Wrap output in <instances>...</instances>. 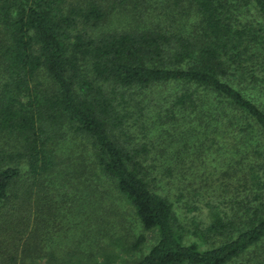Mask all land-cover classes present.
Returning a JSON list of instances; mask_svg holds the SVG:
<instances>
[{
    "label": "trees",
    "instance_id": "16d2710c",
    "mask_svg": "<svg viewBox=\"0 0 264 264\" xmlns=\"http://www.w3.org/2000/svg\"><path fill=\"white\" fill-rule=\"evenodd\" d=\"M0 264H264V0H0Z\"/></svg>",
    "mask_w": 264,
    "mask_h": 264
},
{
    "label": "rangeland",
    "instance_id": "374dc122",
    "mask_svg": "<svg viewBox=\"0 0 264 264\" xmlns=\"http://www.w3.org/2000/svg\"><path fill=\"white\" fill-rule=\"evenodd\" d=\"M161 8L162 7L159 4H155L153 2H148V7L146 8L145 11H147V14L151 17V20L156 21L157 19H160V18L165 16L164 13H166V12H164V10ZM119 17H122V16H119ZM116 19H118V17ZM114 25H115V23H114ZM253 89L254 90L246 87V92L249 94V96H251L253 98H258V95L256 93L257 92L256 88H253ZM84 198H85L84 196L80 197L79 199H81V200L76 201L75 204L73 205L74 209L71 212V213H73V215L68 216L71 218L72 223L75 222V219L77 220L78 218H80V221H82V218H81L82 215L87 216L88 214L90 215V213H91V209L93 208V206H92L93 202L84 203ZM103 206H104V203L103 204L101 203L96 209H99V211H102ZM174 208L178 212V215L180 217V221H182V224H185L186 226L190 227L193 224H199L200 227H203L209 221L210 215H209L207 209L202 207V205H200L199 211H196L193 213H186L184 211V209L181 208L180 205H178V204H175ZM120 211H122V208L120 209ZM134 233L138 234L139 233L138 229H136L134 231ZM71 234L72 235H70V239H71L70 243H67L69 250L72 249L73 247H75L73 249V251L80 250L82 252V254H84L87 257L97 254V256H98L97 259L103 260V251L100 250V248H98L97 243H94V241H95L94 239H92V238L91 239L90 238L85 239L81 230L80 231H78V230L74 231ZM75 239H77V244L75 243L76 242ZM145 239H146V242H145V245L143 248L144 249L143 252H146L148 250V248H150V246L153 245V243L155 242L154 241L155 236L153 234L145 233ZM109 243H110L109 240L105 239L99 244V246L101 248H104V250H105V248H107ZM59 255H63V252L60 251Z\"/></svg>",
    "mask_w": 264,
    "mask_h": 264
}]
</instances>
